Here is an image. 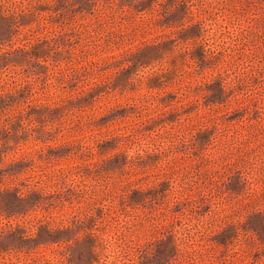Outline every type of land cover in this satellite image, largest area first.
<instances>
[{"label":"rangeland","instance_id":"rangeland-1","mask_svg":"<svg viewBox=\"0 0 264 264\" xmlns=\"http://www.w3.org/2000/svg\"><path fill=\"white\" fill-rule=\"evenodd\" d=\"M0 264H264V0H0Z\"/></svg>","mask_w":264,"mask_h":264}]
</instances>
